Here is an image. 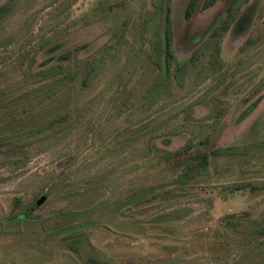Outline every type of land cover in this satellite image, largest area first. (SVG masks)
<instances>
[{"label":"rangeland","instance_id":"obj_1","mask_svg":"<svg viewBox=\"0 0 264 264\" xmlns=\"http://www.w3.org/2000/svg\"><path fill=\"white\" fill-rule=\"evenodd\" d=\"M8 1L0 0V6ZM58 1L16 0V11L0 28V47L19 43ZM162 1L70 0L40 23L29 44L0 55V87L15 88L10 83L32 64L38 68L67 50L88 46L70 62L80 70L74 85L34 116L0 129V223L53 191L34 219L0 228V264H231L239 253L231 245L220 249L219 263L207 260L215 255L212 247L218 249L216 240L235 237L222 222L225 230L215 239L218 222L248 213L235 225L257 220L264 226V86L256 89L264 80V0H240L243 9L257 5L254 24L221 39L225 69L231 74L238 60L250 58L254 64L247 71L223 86L210 88L213 81L197 86L215 70L209 61L217 42L208 40L199 67L189 68L170 86H157L151 98L148 91L159 70L145 52L157 60ZM187 4L172 0L176 44ZM221 6L199 14L193 30L205 31L217 17L218 23ZM249 38L257 39L256 46L248 57L239 55ZM176 51L181 61L191 53L177 45ZM20 60L22 69L13 66ZM89 67L94 68L92 80L84 86ZM15 89L9 96L20 93ZM247 98L251 101L245 104ZM22 101L21 107L36 109L26 99H15L13 106ZM248 108L253 109L242 119ZM66 115L69 119L55 128L37 130ZM220 127L218 147L230 155L221 152L206 173L179 179L182 173L165 155L189 142L199 146ZM236 146L238 157L230 150ZM177 180L186 183L183 190L158 198L155 189L153 200L137 205L143 199L139 194ZM245 184L256 190L231 195ZM82 225L87 229H76Z\"/></svg>","mask_w":264,"mask_h":264},{"label":"trees","instance_id":"obj_2","mask_svg":"<svg viewBox=\"0 0 264 264\" xmlns=\"http://www.w3.org/2000/svg\"><path fill=\"white\" fill-rule=\"evenodd\" d=\"M69 1L66 2L60 9H62L67 3H69ZM162 3L164 7L161 13L159 11L160 16L158 18L160 20L159 31L161 32V35L160 40L155 43V46L157 47V60H155L154 58H148L149 51L145 52L146 58L159 70V74L154 81V85L148 91L151 98L157 86H170L174 83L172 81H177L179 76L185 77V73L189 68L195 69L199 67V59L203 57L201 53L203 52V48L205 47L208 40L216 39L217 42V46L212 55V60L209 61V67L215 68V70L210 71L207 77L197 82V86L203 84L205 85L207 81H213V84L209 85L210 88L218 85L219 82H221L223 86L225 83H227L228 78H233L241 73H244L250 66L254 64L248 63L251 61H248L250 58H248L245 63H243L244 60L240 59L238 60L239 62L237 61L235 63V66H242L243 69L237 71V68L235 67V69H232L230 74L229 69H225V66L222 62L221 39L234 29H236L237 31H246L250 29V27L254 24V18L257 14L256 4L248 5L245 9H243L244 5L241 6L240 0H188L185 12V28L183 33L179 37L178 43L176 44V39L173 31L172 0H163ZM218 4H222L221 9L218 12L219 22L208 37L201 39L200 36L204 31L197 32L193 30L195 20L199 14L213 8ZM16 8V0H10L5 5L0 6V28H3L4 23L11 15L14 14ZM31 40L32 38L27 41V43L22 46L21 49L29 44ZM256 40L257 39L254 38H249L248 40H246L244 45L239 50V55L244 56L245 54H247L252 47L256 46ZM48 43L49 42L43 44L42 47L46 46ZM13 44L1 46L0 48H4V52H0V55L11 53L7 49L13 46ZM176 45L187 51H191L190 56L185 60H179L177 56ZM87 47V45L75 47L74 49L63 52L57 58L45 61L38 68H34V64H32L27 70H23L22 77L19 80L10 83L12 84V86L16 85L15 88H18V91H20V93L16 94L15 96H9V92H11L10 90L15 91L17 89L9 85L0 87V123H2L0 125V129L4 126L9 127L16 125L17 123H21L25 116H34L35 113H37L39 110L45 109L47 102L58 100L66 90L74 85L77 78L79 77L80 70L78 69L79 67L76 69L75 66L71 65L72 63L70 62L73 61L74 57L77 53H79L80 49H86ZM152 47H154V43L151 44V48ZM13 66L22 69L24 66V61L20 60L17 65ZM174 66L176 68L175 72H173ZM89 68L90 70L87 71L83 76L82 85L84 86H86L87 83L91 82L92 80L94 68ZM201 71L202 69L200 70L199 75ZM214 74H217L218 76L213 77ZM1 77L4 78L5 75L2 74ZM262 85L264 86V80L261 81L259 86L256 88L257 92L263 89ZM15 99H26V102L29 101L31 104H36V109H30L27 108V106L21 107L23 101L22 103H20V105L13 106V102ZM250 101L251 99L247 98L244 100V103L248 104ZM252 109L253 108H248V110L243 113L242 119H245L251 113ZM69 113L70 112H68V114ZM68 117L69 115L60 116L56 119L50 120L48 123L43 124V127L41 129L39 128L37 130L40 131L43 129H53L63 122H66L69 119ZM222 134L223 128H216L214 134L209 135L205 139L200 141L199 146H193L194 144L192 142H189L181 149L165 155V160L170 159L169 164L171 165V167L179 169V171L182 173L180 174L179 179L194 178L198 175L206 173L212 167L214 159L218 157L221 152L224 153L225 151L226 154L230 155L229 153H227V149L225 150L218 147V143ZM230 150L233 151L231 155L235 157H238V155L240 154L237 146L231 148ZM148 157H150V154L144 156L145 159ZM26 164L27 161L23 165ZM23 165H21V167ZM185 186L186 183H184V181L179 182V180L170 182L169 184L159 185L157 188L154 187V189L151 191L139 194L140 196H143V199L140 202H137V205L153 200L155 189H159L156 192L160 193L158 196L159 198L163 196V194H166L168 192L176 191L177 189L183 190ZM250 187L251 186H249V184H245L243 186H235L230 193L232 196H235L238 193L246 192ZM251 189H253V191L256 190V188L254 187H251ZM52 192L53 191L51 189L47 190V192L43 194V196L38 197L36 201L20 215L14 216L9 220L1 222L0 228L19 225L24 221H30L34 219L33 216L40 208H42L47 203ZM19 201H21V199ZM190 213L191 212L189 211V214ZM169 215H173V212H171V214ZM245 216H249V214L244 213L239 218H231L225 216L221 220V222H218L219 224L216 228L217 232L215 235V239H217V236L220 235V233H223L225 230H221L222 222L226 223L225 228L233 230V232L235 233V237L226 241L225 238L220 236L221 238L214 242V245H217L218 249L216 248V246L212 247L213 249H215V255L209 254V257L207 258L208 262L210 261L211 263H219L220 249H222V251L227 250L226 246L231 245V249L234 252L237 251L236 247L239 248V253H237L236 258L232 260L231 264H252L251 261L254 260L257 261L256 264H264V226L261 227L257 220H255V223L250 220L251 223L248 226L241 224L235 225L234 222H236L237 224L241 223L242 218H244ZM170 220L179 221L180 218ZM76 229L84 230L87 229V226L82 225L80 228L77 227ZM72 233L73 234L71 235V237L73 238L76 236V234L74 231Z\"/></svg>","mask_w":264,"mask_h":264},{"label":"water","instance_id":"obj_3","mask_svg":"<svg viewBox=\"0 0 264 264\" xmlns=\"http://www.w3.org/2000/svg\"><path fill=\"white\" fill-rule=\"evenodd\" d=\"M69 0H59L58 2H56L53 6H51L49 9H47L46 11H44L41 15H39L36 20L34 21L32 28L30 30V32L16 45L11 46L10 48H8V51H15L17 49H19L21 46H23L25 43H27V41H29L33 35L35 34L38 26L40 25V23L47 18L48 16H50L51 14H53L54 12H56L57 10H59L66 2H68ZM218 21V17L215 18V20H213V22L210 24V26L201 34V39H204L206 37H208L210 35V33L213 31V29L215 28L216 24ZM1 53L4 52V50L0 51Z\"/></svg>","mask_w":264,"mask_h":264}]
</instances>
